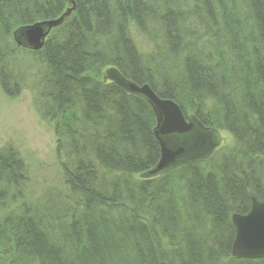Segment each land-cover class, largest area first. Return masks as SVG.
Listing matches in <instances>:
<instances>
[{
    "label": "trees",
    "instance_id": "trees-1",
    "mask_svg": "<svg viewBox=\"0 0 264 264\" xmlns=\"http://www.w3.org/2000/svg\"><path fill=\"white\" fill-rule=\"evenodd\" d=\"M73 4L45 45L29 50L69 194L44 205L20 194L17 210L0 215V264H264L232 255V214L264 196V0H0L6 94L23 79L7 58L11 33ZM133 27L151 49L138 47ZM111 70L230 132L235 146L147 176L161 155L156 115ZM25 172L12 146L0 149V204Z\"/></svg>",
    "mask_w": 264,
    "mask_h": 264
},
{
    "label": "rangeland",
    "instance_id": "rangeland-1",
    "mask_svg": "<svg viewBox=\"0 0 264 264\" xmlns=\"http://www.w3.org/2000/svg\"><path fill=\"white\" fill-rule=\"evenodd\" d=\"M54 30H52V33ZM132 34L140 49L143 51L151 49L144 35L135 27L132 28ZM13 35L11 33L13 40L7 58L14 64L13 69L22 74L23 79H20V88L17 95L6 94L0 82V149L12 146V149L18 153L26 164V178L18 188L20 191L17 194L13 193L14 190L17 192L16 186L9 189L8 198L4 204H0V215L4 216H6V213L14 211V209L17 210L16 207L20 204L18 199V197H21L20 194L24 196V199L39 205H44L50 199L55 200L56 197L67 199L69 194L58 155V137L53 124L42 117L39 108V58L34 52H30L37 50L19 45ZM194 36L204 37L202 32H194ZM19 47L21 48L19 49ZM13 48L16 52L24 54L21 60L12 59ZM103 75L101 74L102 78ZM12 83H14V80H12ZM234 146L235 138L233 135L221 129L220 142L214 147V149H217L216 156L227 154ZM155 176L157 175L151 177Z\"/></svg>",
    "mask_w": 264,
    "mask_h": 264
},
{
    "label": "water",
    "instance_id": "water-1",
    "mask_svg": "<svg viewBox=\"0 0 264 264\" xmlns=\"http://www.w3.org/2000/svg\"><path fill=\"white\" fill-rule=\"evenodd\" d=\"M74 9L73 4L58 17L23 25L13 33L16 41L33 50L41 49L50 32L61 25ZM109 76L129 91L143 95L156 115L154 133L161 155L147 176L158 175L186 159H203L219 144V132L203 127L195 117H187L175 100L161 97L149 83L127 80L115 70H111ZM232 220L236 228L232 255L235 258L264 257V196L262 199L253 196L250 209L246 213H233Z\"/></svg>",
    "mask_w": 264,
    "mask_h": 264
}]
</instances>
